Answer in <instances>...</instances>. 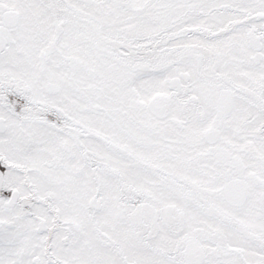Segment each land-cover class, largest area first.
<instances>
[{
  "label": "snow or ice",
  "instance_id": "6c2138e0",
  "mask_svg": "<svg viewBox=\"0 0 264 264\" xmlns=\"http://www.w3.org/2000/svg\"><path fill=\"white\" fill-rule=\"evenodd\" d=\"M0 264H264V0H0Z\"/></svg>",
  "mask_w": 264,
  "mask_h": 264
}]
</instances>
